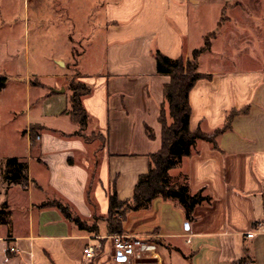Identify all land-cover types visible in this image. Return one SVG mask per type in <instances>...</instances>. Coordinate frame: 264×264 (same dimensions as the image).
<instances>
[{"label":"crops","instance_id":"crops-1","mask_svg":"<svg viewBox=\"0 0 264 264\" xmlns=\"http://www.w3.org/2000/svg\"><path fill=\"white\" fill-rule=\"evenodd\" d=\"M84 1L89 0H0V79L7 80L0 89V99L5 97L4 107L0 100V206L10 207L7 223H0V264H116L105 222L98 234L88 233L57 208L40 206L58 200L92 220L106 216L114 181L120 200L132 197L139 176L149 170V156L161 148L159 117L163 105L168 110L163 88L170 78L157 73L154 51L189 58L209 34H214L211 48L200 56L198 73L210 78L190 92V129L211 133L224 125L231 109L249 111L217 138L218 148L199 141L170 176L176 184L187 178L192 193L204 189L212 201L197 207L189 221L177 201L157 198L150 209L128 214L123 236L143 243L131 264H264V234L247 236L264 222V0H218L215 28L207 35L199 32L201 12L215 0H95L104 11L106 53L105 67L91 72L82 65L88 51L83 29L75 33L62 19L48 23L41 17L45 2L58 14ZM75 46L80 53L72 62ZM207 54L210 65L202 71ZM72 68L91 78L83 81L94 87L83 106L88 130L102 137L97 136L101 144L79 135L66 113L63 79ZM45 76L54 84L34 82ZM21 78L28 92H46L36 96L44 100L43 109L30 112L19 127L5 95ZM62 119L71 123L70 130L55 122ZM33 125L43 127L34 143ZM12 157L28 165L26 189L4 179ZM88 246L101 248L91 261L84 255Z\"/></svg>","mask_w":264,"mask_h":264},{"label":"trees","instance_id":"trees-1","mask_svg":"<svg viewBox=\"0 0 264 264\" xmlns=\"http://www.w3.org/2000/svg\"><path fill=\"white\" fill-rule=\"evenodd\" d=\"M214 34L205 38L203 47L196 49L192 57L187 59L181 56L178 59H171L160 51H154L157 73L170 78L169 83L164 85L163 93L168 110L165 105L161 108L159 123L162 127L161 148L149 156L150 166L146 174L138 178L131 198L120 200L117 194L116 181L111 184L108 191V211L104 217H95L92 220L82 219L70 205L58 200L47 201L41 204V208L55 207L64 218L74 224L79 230L88 233H99V224L105 222L107 232L110 236L124 235V224L130 212L148 210L157 198L164 200H175L184 209L189 221L193 220V214L197 207L208 203L212 198L204 194V189L192 193L187 178L181 183H173L170 171L177 168L184 158L190 157L199 141L207 142L217 146V138L232 130L234 119L248 113V108L231 109L226 116L224 125L211 133L203 132L200 128L190 129L192 109L189 103V95L196 83L202 79H209L207 75L198 73L200 56L211 48V39ZM6 79H0V89L6 85ZM69 109L66 111L73 122L79 126L78 134L89 141L87 131L90 123V116L83 106V98L90 95L93 88L83 82H71L69 85ZM43 127L33 125L30 127L31 141L34 143ZM150 139L154 135L150 128H146ZM99 138H102L97 134ZM7 173L4 177L8 186H21L26 189L29 185L28 165L12 157L7 160ZM94 173H92L94 177ZM92 180V179H91ZM10 214V207L7 203L0 206V223L6 224Z\"/></svg>","mask_w":264,"mask_h":264},{"label":"rangeland","instance_id":"rangeland-1","mask_svg":"<svg viewBox=\"0 0 264 264\" xmlns=\"http://www.w3.org/2000/svg\"><path fill=\"white\" fill-rule=\"evenodd\" d=\"M218 0H215L214 2L209 5L210 8H204L201 12V15L204 18L203 24L199 26V32L204 33V35L209 34L210 32L214 31L215 28V7L213 4H217ZM225 2H231L230 0H224ZM235 1L233 0L232 3ZM43 5H47L45 7V11L42 13L41 17L42 20L50 22H55L56 20L61 23V19L63 23H67L66 27H72L74 26V32L76 33L78 28L83 29V33L86 35L87 41L85 42V49H88L87 53L83 57L82 65L83 68L87 69L86 72L91 71H101L105 67V53H106V46L104 44V30L102 27L103 21H104V11L101 9V2L95 0H89L84 1L82 3H76L72 5V9H70V6H68L66 12H59L56 14L54 12L55 7L54 5H51V3L45 2ZM56 6V5H55ZM60 14V15H59ZM59 15V16H58ZM31 20L33 17V14H30ZM225 16V13L223 14ZM224 21V19H223ZM64 26V28H65ZM193 30L195 32L198 31L197 27L193 26ZM65 31V29H63ZM32 33V32H31ZM58 46L57 49L60 52L64 48L63 39L60 36L58 39ZM204 45V39L202 40L200 46ZM198 46V47H200ZM242 45L239 46V49L242 50ZM73 57L74 61L77 62V54H79V47L75 46L73 49ZM186 57V56H185ZM192 56H190L187 59H190ZM210 55H205L203 57L202 63H201V70L206 71L209 68L210 65ZM43 63H45L43 61ZM74 64V63H73ZM34 79V78H33ZM37 81H34L35 83L41 82V84L46 85L47 87L49 85H53L54 81L52 78L49 77H38ZM26 78H21L19 80H16L14 83V86L10 87V90L6 93L5 96H7L8 99H10L11 104L15 107L19 120V127H22L25 125V122L28 120L30 116V112L33 114L35 112H39L43 109L44 106V100L41 99L40 101L36 100V96L40 94V96H43L46 92L44 89L41 90V92H28L26 90L25 84ZM91 80L90 77H81L80 74L75 73V68H72L71 73L69 77H66L63 79L64 81V87L65 91H68L66 94L70 95L69 91V85L71 82L79 83V82H85ZM91 86V85H90ZM94 88L93 86H91ZM66 94H63L62 96H66ZM5 98V97H4ZM4 98L1 96V104L4 107ZM32 100L33 107L30 110V107H28V101ZM34 115V114H33ZM25 121V122H24ZM57 124L62 126L63 128H66L67 130L71 129V123H69L68 120L62 119L60 121H55ZM21 136L24 135V130L20 132ZM85 134L92 135L91 137L96 139L95 144H101V140H98L96 134H91L89 130L85 132ZM103 225V224H101Z\"/></svg>","mask_w":264,"mask_h":264},{"label":"built area","instance_id":"built-area-1","mask_svg":"<svg viewBox=\"0 0 264 264\" xmlns=\"http://www.w3.org/2000/svg\"><path fill=\"white\" fill-rule=\"evenodd\" d=\"M258 234H264V222L259 223L255 229L248 233V238H253ZM113 244L114 258L116 264H131V260L141 252L143 243L139 240L129 239L123 235H115L110 237ZM100 247L96 249L94 246H88L84 250L87 260H93L100 252Z\"/></svg>","mask_w":264,"mask_h":264},{"label":"water","instance_id":"water-1","mask_svg":"<svg viewBox=\"0 0 264 264\" xmlns=\"http://www.w3.org/2000/svg\"><path fill=\"white\" fill-rule=\"evenodd\" d=\"M62 91H64V90H62Z\"/></svg>","mask_w":264,"mask_h":264}]
</instances>
